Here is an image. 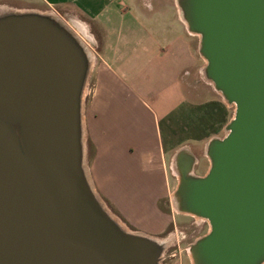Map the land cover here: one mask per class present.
Listing matches in <instances>:
<instances>
[{
	"label": "water",
	"instance_id": "1",
	"mask_svg": "<svg viewBox=\"0 0 264 264\" xmlns=\"http://www.w3.org/2000/svg\"><path fill=\"white\" fill-rule=\"evenodd\" d=\"M200 37L205 75L235 115L195 175L176 155L174 206L210 231L193 264H264V0H177ZM90 59L48 15L0 14V264H160L163 246L124 231L85 170L83 92Z\"/></svg>",
	"mask_w": 264,
	"mask_h": 264
},
{
	"label": "crops",
	"instance_id": "2",
	"mask_svg": "<svg viewBox=\"0 0 264 264\" xmlns=\"http://www.w3.org/2000/svg\"><path fill=\"white\" fill-rule=\"evenodd\" d=\"M8 1L57 10L81 34H86L85 26L91 28L104 69L98 78L97 113L113 115L117 123L102 126L121 134L119 141L109 137L106 153L105 141L96 139L93 184L129 221L147 227V233L166 230L171 220L158 205L170 194L173 177L179 183L178 173L172 172L177 153L188 148L197 159L195 175L204 176L210 168L206 148L212 139L207 138L213 131H226L234 118L205 75L200 37L182 20L177 0L173 5L150 0V6L147 0ZM173 7L175 22L168 18ZM151 85L158 94H150ZM161 98L173 99L162 104V116L154 107Z\"/></svg>",
	"mask_w": 264,
	"mask_h": 264
},
{
	"label": "rangeland",
	"instance_id": "3",
	"mask_svg": "<svg viewBox=\"0 0 264 264\" xmlns=\"http://www.w3.org/2000/svg\"><path fill=\"white\" fill-rule=\"evenodd\" d=\"M157 4L160 5L162 3V0H156ZM148 5L150 6L151 3H154V1L150 2V0H147ZM167 3H172L173 0H168ZM175 5V2H174ZM178 6V3H177ZM179 8V6H178ZM1 9H6L9 12L7 13H26V12H34V13H40L44 15H48L49 17H52L53 15H57L59 18L63 20L65 25L68 23L72 31L80 37V39L83 41V43L87 46V50L89 52V55L91 57L90 62V71L89 76L84 88L83 92V140H84V147H85V170L89 179V182L91 184V187L93 188V191L101 201V203L105 206V208L109 211V213L125 228L127 231L131 233H137L146 235L148 237H151L157 241L172 239V244L164 248L163 247V253L161 257L160 264H193L192 258H191V252L190 247L200 238L205 236L210 231V224L208 221L204 219H200L197 217H194L192 215L181 213L179 210L176 209L174 206V193L177 189V182L176 178L173 177V180L171 181V192L170 194L163 200L160 201L158 205V209L161 213L166 215V217L170 218V224L166 230H164L161 233H156V235L149 234L146 231L149 232L148 228L139 224L140 221H129V218L124 216L119 210L114 202L107 196V193H102L101 189L96 188L93 184L92 180V174L91 169L93 167V163L97 157L98 153V144L96 139L102 140L101 142L106 143L105 146H103L102 150L106 153L108 152L109 148V137L111 135H114L115 138L119 141L121 134L113 131L108 132L104 127L107 125L110 128H112V124L115 123V119L113 115H100L97 113V110L99 109L98 106V90H99V83L98 78L100 75L104 74V69L102 67V61L98 55V49L95 47V40L96 38L92 34V30L90 27L85 26V32L86 36L81 34L76 27L74 28L71 24L72 20H69L62 14L61 12L57 10H52L47 8L45 5L38 4V3H28V2H11L8 0L0 1V11ZM180 11V8H179ZM169 13V14H168ZM169 15V21L176 20V17L178 16L177 10L173 7V10L168 11ZM181 13V12H180ZM4 14V13H0ZM182 18V16H181ZM183 19V18H182ZM64 25V24H63ZM91 50V52H90ZM92 54H94V59L92 60ZM150 94L155 95L156 90L154 89V86L151 85ZM156 99H154L155 101ZM165 100L169 103L173 101V99H166L161 98L159 103L154 106L155 111L159 112V115H161L162 104H166ZM231 106V112L235 115V107ZM162 121V117H161ZM107 124V125H106ZM105 125V126H102ZM226 131L221 132H212V135L210 138H207L206 142L209 139H213L215 137L223 138L226 135ZM110 134L108 137L107 135ZM119 138V139H118ZM112 138H110L111 140ZM121 140V139H120ZM108 148V149H107ZM207 161L210 163L209 158L207 157ZM171 173V170L169 171ZM175 175L177 174L176 169L172 171ZM175 189V190H174ZM105 191V190H104ZM122 198V196H121ZM133 217H130L131 219H137L134 212H130ZM128 216H130L128 214ZM200 220V221H199ZM134 223H137L135 225Z\"/></svg>",
	"mask_w": 264,
	"mask_h": 264
},
{
	"label": "bare ground",
	"instance_id": "4",
	"mask_svg": "<svg viewBox=\"0 0 264 264\" xmlns=\"http://www.w3.org/2000/svg\"><path fill=\"white\" fill-rule=\"evenodd\" d=\"M7 12H9L8 10H6V9H1V11H0V13H7ZM180 12H181V10H180ZM181 16H182V12H181ZM52 18H54V19H56L58 22H60V23H62V24H64L65 25V23L60 19V18H58L57 16H55V15H53L52 16ZM183 20V19H182ZM67 28H69L71 31H72V29L70 28V26L68 25V23L65 25ZM83 30V29H82ZM73 32V31H72ZM74 33V32H73ZM75 34V33H74ZM77 34V33H76ZM75 34V35H76ZM77 36V35H76ZM79 39H80V37L79 36H77ZM81 40V39H80ZM81 42L83 43V41L81 40ZM84 44V43H83ZM84 46L86 47V49H87V46L84 44ZM90 52H91V50H90ZM87 53H88V55H89V52H88V50H87ZM94 54H92V60L94 59ZM89 59H90V62H91V57H90V55H89ZM99 199V198H98ZM100 201V200H99ZM101 202V201H100ZM102 204V203H101ZM102 206H103V208L105 209V211H107V213L117 222V224L124 230V231H126V232H129V231H127L125 228H123V226L109 213V211L105 208V206L102 204ZM200 221V220H199ZM129 233H131V232H129ZM159 243H161L162 244V246L164 247V248H167V247H169L171 244H172V239H167V240H162V241H158Z\"/></svg>",
	"mask_w": 264,
	"mask_h": 264
},
{
	"label": "built area",
	"instance_id": "5",
	"mask_svg": "<svg viewBox=\"0 0 264 264\" xmlns=\"http://www.w3.org/2000/svg\"><path fill=\"white\" fill-rule=\"evenodd\" d=\"M83 35H85V36H86V34H83Z\"/></svg>",
	"mask_w": 264,
	"mask_h": 264
}]
</instances>
